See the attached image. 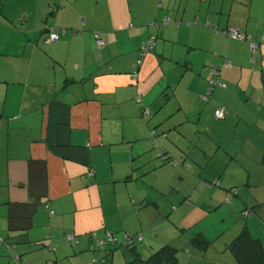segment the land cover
<instances>
[{
  "label": "crops",
  "instance_id": "obj_1",
  "mask_svg": "<svg viewBox=\"0 0 264 264\" xmlns=\"http://www.w3.org/2000/svg\"><path fill=\"white\" fill-rule=\"evenodd\" d=\"M165 17L162 29L151 26ZM0 26L16 42L9 75L0 76V264H12L6 246L23 259L15 264H100L95 254L119 249L126 233L141 236L136 253L149 237L145 254L166 243L161 224H180L190 209L207 211L203 219L221 209L236 220L253 208L260 222L250 215L244 223L264 248V0H0ZM231 29L256 49L229 38ZM49 30L60 34L56 43ZM150 34L157 45L134 80ZM212 67L226 89L204 101ZM227 127L230 137L221 134ZM158 155L192 165L180 173ZM219 156L247 177L230 210L224 191L240 182L212 165ZM212 180L219 187L205 189L202 181ZM185 198L195 205L185 207ZM168 203L179 204L168 212ZM241 230L233 227L224 245ZM231 254L219 264H235Z\"/></svg>",
  "mask_w": 264,
  "mask_h": 264
},
{
  "label": "rangeland",
  "instance_id": "obj_2",
  "mask_svg": "<svg viewBox=\"0 0 264 264\" xmlns=\"http://www.w3.org/2000/svg\"><path fill=\"white\" fill-rule=\"evenodd\" d=\"M71 3H73V0H71ZM49 13V12H48ZM47 13V15H48ZM12 25H16L14 22L11 23ZM8 30L5 27H1L0 26V76L4 77L5 75H9V70L12 68L13 66V60L12 57L9 55V53L7 51H9V45L12 43H15L16 46V42L11 40V34H8ZM25 50H22V53H24ZM8 71V72H7ZM4 72H7L6 74H3ZM224 109V108H223ZM194 116H196L195 118H197V114L195 113ZM223 136L225 135V137H230L233 135L230 127H227L226 129H224L221 133ZM183 157H185V153L183 151L180 152ZM188 155V153H186ZM221 156V155H220ZM219 156V158H220ZM183 160L180 159L179 160H173V165L172 167H175L177 169H180V173L181 172H188L189 169L192 165L190 159H187V162H185V160L182 162ZM213 166H218V167H224V178H226L229 181H235V182H240L238 185H235V187H231L228 190L224 191V202H223V206L225 208H228L229 210L232 209L231 206H234L235 203H233L234 201H236L235 197L233 196V189L235 188L237 190L242 192H245V186L244 184V180L247 179V177L241 176L239 177L238 175L234 174V167L233 164L232 166L229 167V165L222 161L221 158L220 159H215L213 164ZM170 165V168H172ZM228 168V169H227ZM188 169V170H187ZM222 169V170H223ZM226 171V172H225ZM203 182V186L205 189H209V188H214V187H219V181L217 180H212L210 181V186L206 187V182ZM236 186H238L236 188ZM257 187H252V189H255ZM234 189V190H235ZM205 192V191H203ZM202 192V193H203ZM171 195V194H170ZM193 199V198H192ZM192 199H188L187 201H185L184 203L182 202V204H185V207H189L191 208L192 205H195V200ZM170 198L169 197H165L163 198V202H169ZM192 200V202H191ZM233 201V202H232ZM179 204V203H178ZM177 204V205H178ZM176 204H174V206L172 207L171 205H169L166 208H168V212L171 211V209L177 207ZM181 207V206H180ZM185 208H181V211H184ZM173 211V210H172ZM180 211V212H181ZM185 213L180 216V224L175 225L174 223H172L170 220L167 222H164L163 225L165 227L166 230L158 228L157 232H158V237H159V241L162 240L163 238H165V242L164 244H172L176 249H177V262L178 264H219V263H226L228 262V258H229V253L230 250L227 247V245L225 244V240L227 239L228 235L231 233L233 227H239L242 228L245 225L246 230L249 232L248 227L246 226V224H243V222L241 221V219H234V216L224 210H221L215 214V213H211L210 217L207 216L206 219H203L207 213V211L204 212H199V213H194L193 209L190 210H185ZM181 215V214H180ZM251 215L257 219L259 221V219L256 217V215L254 213H251ZM225 217V223H221L222 218ZM260 222V221H259ZM167 223L169 226H165L164 224ZM169 227V228H168ZM255 228L256 230L259 228L258 224H255ZM206 233L208 235V238L210 240V244L209 246L203 248V249H199L193 242V238L196 237V234H198L199 232H203ZM151 235H155V231L154 229H152ZM138 236V234H137ZM137 238V237H136ZM149 237L145 236L144 242L145 243H139L141 245V249L138 250V255L141 259H147L149 257V255L154 252L155 250H157L159 247H161V244H158L157 246L153 247L151 249V247L149 248L148 253L144 254V251L142 249V246L144 247V245H151L149 243L150 239H148ZM100 251H104V247L97 251L98 253H100ZM127 251H129V249H127ZM105 252V251H104ZM123 251L119 250V249H113L112 253L110 254V252L107 254H102L103 256L101 257L100 254H95V258L97 261L99 260L100 264H104L103 262V258L104 256H107L108 258V264H124L125 259L123 256ZM14 255H18L13 253ZM142 255V256H140ZM232 255V254H231ZM10 261L12 264H15L13 258L9 255ZM180 258V261H179ZM91 259L89 257V261L88 263L91 264ZM21 260H23L21 258ZM21 262V261H20ZM19 262V263H20ZM43 264H45V261H42ZM42 262H40L39 264H42ZM72 264L71 261L67 260L65 261L66 263Z\"/></svg>",
  "mask_w": 264,
  "mask_h": 264
},
{
  "label": "trees",
  "instance_id": "obj_3",
  "mask_svg": "<svg viewBox=\"0 0 264 264\" xmlns=\"http://www.w3.org/2000/svg\"><path fill=\"white\" fill-rule=\"evenodd\" d=\"M151 35L152 34H150L140 44V47L138 50V59L136 60L135 66H134V68L137 70L136 79L138 78L139 71H140V68H141V66L143 64V60H144V58H142L141 62H140L141 64L140 63H139V65L137 64V61L141 57L140 56L141 48L143 47V43L146 42L150 38ZM156 45H157V36H156L155 47H156ZM155 47L152 50H150L148 53L152 52L155 49ZM218 75H219V73H218ZM130 76L135 80V77L133 76V74ZM217 109H220V108H217ZM217 109H215V110H217ZM225 117L221 120H218V119L217 120L222 121L225 119ZM161 156H162V158L160 157V159H163L164 161L168 162L170 165H173L172 159H168V158L165 159L166 156H163V155H161ZM261 161L264 164V152L262 154ZM205 185H206V187H209L210 183L206 182ZM236 192H237V190L235 189V193L233 196H236ZM188 199L189 198H185L183 203L185 201H187ZM251 213H255L253 211V208H251V207L242 211L241 221L243 222V224H245L244 221L248 217H250ZM139 237L141 238L140 235H138V236L135 235L133 237L131 236L130 237L131 240H127L128 238L125 239L123 237L122 242L118 243V242H115L116 241L114 239L115 237L112 236L111 237L112 241H110L109 244H114V242H115L116 243L115 246H117L119 249H124V248L129 249L130 253L132 254V258L130 260H128L127 262H125L124 264H178L177 256H176L177 249L172 244H164L161 247H159L157 250L152 252L147 259H141L139 257V255L133 250L134 249V247H133L134 242L136 240L141 241V239H139ZM105 240L108 243V240L107 239H105ZM97 242H99V240ZM192 242L199 249H203V248L209 246V244H210V240L206 236H204L202 232H199L198 234H196V237L193 238ZM227 247L229 248V250L231 251V253L233 255L235 264H264V248L259 243L258 239H254L250 235V233L246 230L245 225H244V227H242V230L239 233V235L233 241L228 243ZM93 264H95V263H93ZM104 264H108L106 258L104 260Z\"/></svg>",
  "mask_w": 264,
  "mask_h": 264
},
{
  "label": "built area",
  "instance_id": "obj_4",
  "mask_svg": "<svg viewBox=\"0 0 264 264\" xmlns=\"http://www.w3.org/2000/svg\"><path fill=\"white\" fill-rule=\"evenodd\" d=\"M159 7V5H158ZM169 18L165 17L162 19V21L158 24L156 23H153L151 24V26H155L156 30H160L162 29L163 27H165L167 24H169ZM227 35L229 36V38L233 39V40H237V41H242V42H246L248 45H249V48L251 51H254L257 47V44L256 43H253V41L250 39L249 36H247L242 30H238V29H231V30H228L227 31ZM95 38H96V45L97 47H101L103 45V41L100 39L99 35L98 34H94ZM60 38V34L59 33H56L52 30H49L48 31V35H47V41L49 43H56ZM155 42H156V36L155 35H151L150 38L143 43V47L141 48V52H140V59L137 61V64L139 65V63L141 62V59L142 57L147 54L150 50H152L154 47H155ZM261 43H264V35L261 36ZM141 64V63H140ZM224 67L225 68H229L230 67V62L229 61H225L224 62ZM211 73H212V77L211 79H209L208 81V86L206 88V92L207 94H203L200 96V98L204 101H208L209 100V97L213 91L214 88L216 87H219L221 89H226V85L223 84L222 82H220V80L216 77V75H218V73L215 71V67H212L211 69ZM132 74L133 76L135 77V80H136V77H137V70L134 68V70L132 71ZM136 102L139 104L140 103V98H136ZM140 114L142 116H145L147 114H149V110L148 108H144L142 107L140 109ZM214 116L216 119L218 120H221L225 117V112H224V109L223 108H220V109H217L214 111ZM154 134V131L151 132V135ZM165 136V135H163ZM161 157V155H158ZM91 172H89L90 174L92 173V170H90ZM233 193H235V190L233 189ZM45 207L47 209H49L48 205H45ZM52 213V212H50ZM111 235H108L107 236V240L110 242L112 241L111 239ZM131 236L130 235H127L125 236V239L128 238L127 240H131L130 238ZM139 239H141L139 237ZM74 241V238L72 235H70L68 237V240H67V244H69L70 242ZM1 242V240H0ZM101 243L100 241L97 242V247H100ZM11 254V257L13 258V260L15 262H19L21 259L19 257V255H14L12 253V249L10 246H6ZM92 262H96L95 259L92 260Z\"/></svg>",
  "mask_w": 264,
  "mask_h": 264
},
{
  "label": "water",
  "instance_id": "obj_5",
  "mask_svg": "<svg viewBox=\"0 0 264 264\" xmlns=\"http://www.w3.org/2000/svg\"><path fill=\"white\" fill-rule=\"evenodd\" d=\"M48 16L54 17V8L52 7L50 12L48 13Z\"/></svg>",
  "mask_w": 264,
  "mask_h": 264
}]
</instances>
